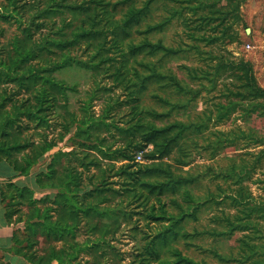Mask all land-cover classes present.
<instances>
[{"label": "trees", "instance_id": "trees-1", "mask_svg": "<svg viewBox=\"0 0 264 264\" xmlns=\"http://www.w3.org/2000/svg\"><path fill=\"white\" fill-rule=\"evenodd\" d=\"M137 1L0 0V163L16 173L0 182L5 221L15 227L9 252L28 264H107L106 255L116 259L119 253L110 242L129 229L138 241L129 264H209L186 256L177 244L190 238L184 223L198 221L201 208L217 202L214 194L204 199L191 190L210 178L234 186L221 192L222 202H229L236 214L212 217L210 222L222 231L204 234L216 239L241 232V259L195 248L226 264H264V228L259 222L264 206L256 203L247 185L257 166L264 167V137L241 126L215 129L240 111L248 118L264 114V89L252 64L215 55L212 66L188 69V78L201 86L194 90L152 60L174 57L181 49L150 38L176 19L195 42L191 50L202 53L200 44L205 43L223 51V45L237 39L228 36V29L239 18L241 1L147 0L141 7ZM170 2L181 8L168 9ZM155 3L163 4L166 16L143 26ZM188 10L196 19L186 16ZM208 31L214 33L206 36ZM206 54L213 56L212 51ZM69 70L84 71L93 79L92 89L75 102L79 83L57 77ZM154 84L173 86L189 96L186 103H194L205 90L219 91L221 101L212 103V111L199 121L165 122L179 108L162 98L168 112L146 107L144 98ZM97 102H102L99 111ZM205 134L211 160L228 147H241L244 153L238 157L244 159L226 168L205 165L197 175L180 173L192 164L190 148H201L189 138L206 139ZM64 142L67 149L60 148ZM141 152L143 163L136 161ZM45 157V169L33 173ZM17 178H25L24 184L16 183ZM38 192L44 197H36ZM141 219L147 227L157 224L161 229L139 236ZM0 264L9 263L1 256Z\"/></svg>", "mask_w": 264, "mask_h": 264}, {"label": "rangeland", "instance_id": "rangeland-1", "mask_svg": "<svg viewBox=\"0 0 264 264\" xmlns=\"http://www.w3.org/2000/svg\"><path fill=\"white\" fill-rule=\"evenodd\" d=\"M115 3L117 0H111ZM147 0H138L137 6L141 7L143 3ZM241 1L240 10H239V18L235 21L232 28L228 29V36H235V42L226 43L223 45V51L220 50L221 46H207L205 43L200 44V51L202 53H198L195 50H191L190 46L195 45V42H192L189 37H187L188 32L186 34V29L181 25L180 20L174 19L169 25L166 26L164 31H160L154 34V36L150 37L154 38V41L159 39H163L164 44L167 47L174 48L176 50L181 49V51L174 57H162L159 55L152 59L154 63H163L165 72H171L175 76H177L180 80L187 82L188 87L194 90L201 89L200 83L196 81L190 80L188 77V69H193L195 67H206L208 65L212 66L213 63H216L213 58L215 55H219L222 53L224 58L227 60H236L239 61L244 59L245 61H249L254 69L255 76L257 81L264 89V0H239ZM187 7H189L188 3H184ZM226 5V1L221 2L219 7ZM168 9H180V3L170 2L167 3ZM120 9H126V7H122ZM121 10V11H122ZM165 9L163 8L162 3H155L152 5L150 16L146 19L143 26L148 23H158L161 21L166 14L164 13ZM186 16L191 19H196V16L193 15L189 10L186 12ZM230 24V20H229ZM250 29L248 33L247 30ZM214 31H208L206 36L212 35ZM213 52V56H208L206 53ZM144 57V55L140 56L139 59ZM164 58V61H162ZM59 79L67 81L69 84L79 83L80 85V94L77 96H73L72 101L75 102L77 97L84 98L85 91L91 90L93 87V79L90 78V74L80 70H69L65 72H59L57 74ZM100 80V78H99ZM204 85H208L206 81L202 82ZM102 84L108 85L111 87V82L109 80H103ZM221 93L219 91H211L208 90L203 91L202 95L194 102V103H186L189 99L188 95L179 94L175 92V88L173 86L163 87L162 84H154L151 85L145 98L143 104L146 107L154 108L159 113H166L169 111V107L164 106L160 102V98L170 100L172 103L176 104L178 110L172 112L171 118L165 122H173V121H182L185 123H189L191 121H195L200 119L203 114L210 109L212 103H218L221 100ZM264 105V99L261 100ZM102 102H97L96 111H99L101 108ZM242 112L236 113L232 120L225 125H218L215 128L218 131L221 130H230L234 129L236 126H241L244 129H253L257 132L260 137H264V114H253L251 117H242ZM245 116V115H244ZM199 121V120H198ZM163 122H159V125H162ZM206 139L200 138L197 139L195 137L189 138V142L191 145L194 140L200 145V149L194 150L190 148V152H192V164L187 167H183L179 170L180 173H190L192 175H197L198 173L205 170V165H213L215 167L226 168L230 164L234 162H241L244 158L238 157V155L244 153V150L235 147H228L226 150L221 153V155L215 160H211L205 151V145L207 144L208 134H205ZM69 144L64 142L60 145V148L67 149ZM150 149L152 147H149ZM57 150V149H56ZM54 150L52 153H54ZM259 150H257L258 152ZM139 154V153H138ZM174 157H178L177 153L173 154ZM144 158V157H143ZM249 159V157H247ZM49 162V158L45 157L39 166L36 167L33 173H38L45 169L46 163ZM144 160L142 161V163ZM183 169V170H182ZM231 182H224L222 180H213L210 178H203L194 185L191 186V190L193 194L198 197H208L210 194H214L215 203L207 204L201 208L199 213V219L196 222L186 221L184 223V230L186 233L190 235V238L181 240L177 244V248L183 251V253L195 259L197 262L205 261L209 264H226L217 260L214 255L209 252H203V250H215L224 256L226 259L230 258H240L239 253V239L242 237L241 232H237L231 238H216L209 235H205L204 233L207 231H211L212 229H218L222 231V227L220 228L218 224H212L210 219L214 216H222V215H233L236 214L234 208H230L228 205L229 202L223 203V194L222 190H228L229 188H234ZM249 191L251 195L256 198V203H261L264 206V167L262 164L257 166L256 172L253 176V180L249 181L248 184ZM36 197H44V193L38 192ZM216 203H222L217 205ZM262 206V207H263ZM171 213H177L176 210L170 209ZM258 213V212H256ZM257 215V214H255ZM261 216V215H260ZM258 219V217L256 218ZM258 221V220H256ZM261 226L264 228V218L259 219ZM139 227L142 229L139 236H143V233H147L150 235H154L158 230L161 229L160 225L150 224L147 227L146 221L143 219L139 222ZM126 229V228H125ZM135 235L127 230H122L119 232L115 240L111 241L110 244L118 250V257L114 259L113 255L108 254L105 256L104 262L107 264H129L132 260L131 254L135 253L138 241H136ZM141 237H138L140 239ZM146 241L142 238L141 247L145 245ZM191 245V246H188ZM203 249L199 251L197 248ZM43 247L38 246V250H41ZM155 264V263H152ZM231 264H250V260L247 262H231Z\"/></svg>", "mask_w": 264, "mask_h": 264}, {"label": "crops", "instance_id": "crops-1", "mask_svg": "<svg viewBox=\"0 0 264 264\" xmlns=\"http://www.w3.org/2000/svg\"><path fill=\"white\" fill-rule=\"evenodd\" d=\"M16 173L6 163H0V182L13 179ZM16 183L24 184L25 178H17ZM29 185V184H28ZM22 227V225L18 226ZM13 226H8L5 221V210L0 204V257L3 256L6 263L9 264H28L23 258L17 257L9 252L12 247Z\"/></svg>", "mask_w": 264, "mask_h": 264}, {"label": "built area", "instance_id": "built-area-1", "mask_svg": "<svg viewBox=\"0 0 264 264\" xmlns=\"http://www.w3.org/2000/svg\"><path fill=\"white\" fill-rule=\"evenodd\" d=\"M143 157H144V156H143V152L139 153V154L137 155V157H136V161H137V162H142V161L144 160Z\"/></svg>", "mask_w": 264, "mask_h": 264}, {"label": "water", "instance_id": "water-1", "mask_svg": "<svg viewBox=\"0 0 264 264\" xmlns=\"http://www.w3.org/2000/svg\"><path fill=\"white\" fill-rule=\"evenodd\" d=\"M247 32L249 33L250 32V29H248Z\"/></svg>", "mask_w": 264, "mask_h": 264}]
</instances>
